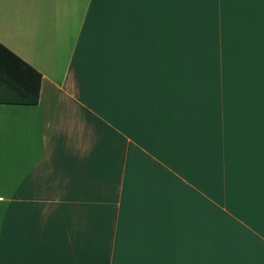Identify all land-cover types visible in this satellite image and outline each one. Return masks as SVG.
I'll return each instance as SVG.
<instances>
[{"label":"crops","instance_id":"obj_1","mask_svg":"<svg viewBox=\"0 0 264 264\" xmlns=\"http://www.w3.org/2000/svg\"><path fill=\"white\" fill-rule=\"evenodd\" d=\"M0 264H264V0H0Z\"/></svg>","mask_w":264,"mask_h":264},{"label":"rangeland","instance_id":"obj_2","mask_svg":"<svg viewBox=\"0 0 264 264\" xmlns=\"http://www.w3.org/2000/svg\"><path fill=\"white\" fill-rule=\"evenodd\" d=\"M186 17H188L187 14H186ZM218 239H220V238H218Z\"/></svg>","mask_w":264,"mask_h":264}]
</instances>
